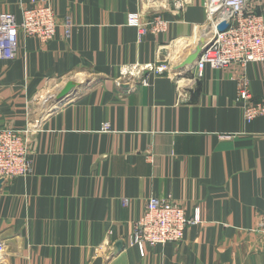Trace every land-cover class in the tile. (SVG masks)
<instances>
[{
	"label": "crops",
	"instance_id": "1",
	"mask_svg": "<svg viewBox=\"0 0 264 264\" xmlns=\"http://www.w3.org/2000/svg\"><path fill=\"white\" fill-rule=\"evenodd\" d=\"M51 1L55 38L0 59V126L28 131L31 160L1 186L0 264H264V116L246 122L236 101L242 72L264 101V62L196 75L186 61L210 41L205 0ZM31 4L0 0V14L20 21ZM249 4L264 14V0ZM156 12L168 32L139 36L130 16ZM68 81L86 84L58 108ZM151 196L202 222L142 255L129 239Z\"/></svg>",
	"mask_w": 264,
	"mask_h": 264
},
{
	"label": "built area",
	"instance_id": "2",
	"mask_svg": "<svg viewBox=\"0 0 264 264\" xmlns=\"http://www.w3.org/2000/svg\"><path fill=\"white\" fill-rule=\"evenodd\" d=\"M171 1V0H170ZM177 8H182L188 0H172ZM250 0H205L206 24L212 29L210 41L196 65V74L202 77L205 67L210 65L221 69L240 66L245 69L252 62H264V14L250 6ZM19 21L13 12L0 14V59H14L22 47V40L35 38L41 43L53 40L58 31V19L51 0H32V4L22 10ZM138 27L139 36L147 33L168 32L171 22L159 13H151L141 21L139 14L129 18ZM226 22L229 27L218 31V26ZM66 33L72 30L70 18L65 20ZM170 69L168 63L147 65L146 70L163 73ZM143 82H146L143 79ZM238 95L236 101L243 103V117L251 122L256 116H264V101H254L249 86V78L242 72L237 78ZM105 129H108L105 126ZM28 131L12 126H0V179L26 176L31 172L28 155ZM202 222L199 208L193 218H188L182 205L171 196L148 198L143 216L136 221L134 233L129 242L137 245L142 255L146 246H162L167 243H182L186 228ZM260 244L264 249V214L257 226Z\"/></svg>",
	"mask_w": 264,
	"mask_h": 264
},
{
	"label": "water",
	"instance_id": "3",
	"mask_svg": "<svg viewBox=\"0 0 264 264\" xmlns=\"http://www.w3.org/2000/svg\"><path fill=\"white\" fill-rule=\"evenodd\" d=\"M229 27V24L226 22H222L219 26H218V31H225L227 28ZM209 42L206 43H202V45L198 46L196 51L191 54V56L189 57V59L186 61L188 64L189 63H198V61L200 60L202 53L204 52V50L206 49V47L208 46ZM86 83H81L78 82L75 83L74 81H68L64 84V86H62L61 89H59V92L56 95L55 98V103L57 104L56 107L60 108V106L67 102L69 99L73 98L74 96H76V94L80 91L79 89L83 88L85 86ZM4 178L0 179V190H1V186L4 182Z\"/></svg>",
	"mask_w": 264,
	"mask_h": 264
},
{
	"label": "bare ground",
	"instance_id": "4",
	"mask_svg": "<svg viewBox=\"0 0 264 264\" xmlns=\"http://www.w3.org/2000/svg\"><path fill=\"white\" fill-rule=\"evenodd\" d=\"M55 98H56V97H55ZM54 100H55V99H54ZM54 100H53V101H54Z\"/></svg>",
	"mask_w": 264,
	"mask_h": 264
},
{
	"label": "trees",
	"instance_id": "5",
	"mask_svg": "<svg viewBox=\"0 0 264 264\" xmlns=\"http://www.w3.org/2000/svg\"><path fill=\"white\" fill-rule=\"evenodd\" d=\"M258 13H260V12H258Z\"/></svg>",
	"mask_w": 264,
	"mask_h": 264
}]
</instances>
